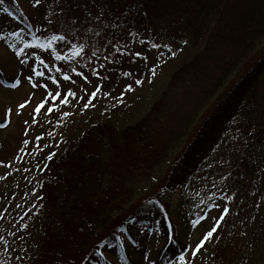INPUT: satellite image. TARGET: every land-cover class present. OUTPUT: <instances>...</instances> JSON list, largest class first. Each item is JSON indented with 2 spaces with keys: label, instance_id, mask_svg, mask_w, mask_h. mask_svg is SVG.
Returning <instances> with one entry per match:
<instances>
[{
  "label": "rangeland",
  "instance_id": "obj_1",
  "mask_svg": "<svg viewBox=\"0 0 264 264\" xmlns=\"http://www.w3.org/2000/svg\"><path fill=\"white\" fill-rule=\"evenodd\" d=\"M128 1L133 0H11L9 14L5 0L0 3V174L5 177L0 179V264H29L39 247L33 264H82L95 252L94 243L119 228L144 200L161 208V223L152 218L151 230L130 223L115 230L113 242L96 250L91 264H128L126 259L151 264L169 233L185 248L164 264H178L181 254L186 264H264V169L259 164L258 173L236 177L240 159L251 154L244 135L251 125L236 114L216 140L203 127L237 82L240 68L224 76L223 67L207 65L211 54L204 52L201 65L207 66L185 71L205 37L193 44L175 26L170 41H159L156 30H167L166 22L147 24L134 14L113 24L105 9L120 11ZM20 13L37 30L46 26L49 33L64 35L63 56L69 59L57 60L32 45L16 57L15 50L27 44L19 39ZM77 42L87 54L73 58L70 47ZM29 75L41 86L32 87ZM93 83L100 88L95 98L89 96ZM68 88L77 96L60 103ZM54 91L62 95L45 96ZM26 99L31 103L17 109ZM41 99L53 112L32 110ZM85 103H90L86 109ZM200 126L202 148L190 164L186 160L187 175L178 182L173 173L183 167L182 154ZM207 150L210 156L197 167L195 159ZM49 153L52 160L46 159ZM60 154L66 160L57 166ZM36 194L43 199H34ZM217 205L229 213L202 250L189 256L193 242L219 218Z\"/></svg>",
  "mask_w": 264,
  "mask_h": 264
},
{
  "label": "trees",
  "instance_id": "obj_2",
  "mask_svg": "<svg viewBox=\"0 0 264 264\" xmlns=\"http://www.w3.org/2000/svg\"><path fill=\"white\" fill-rule=\"evenodd\" d=\"M5 3L7 13H12L11 0H5ZM116 9V7H109L105 9L106 13H104L111 18L113 24H120L128 14L142 17L147 24L154 21L157 23L165 21L168 29L156 30L155 36L159 38V41L161 39L170 41L173 38L171 30L175 26H180L182 34L191 37L193 44H197L199 40L205 37L204 46L199 55L184 64L185 71L197 69L202 64L200 59L204 52L211 54V61L207 65L214 69L223 67L224 76L233 68L237 66L240 68L239 78L233 88H230L223 95L211 116L207 117V123L204 122L205 125L202 124L201 126L204 125V130L209 128L210 130L207 132H209L211 138L214 135V140H216L225 128L224 124L229 126L228 123L232 117L239 113L242 114L244 116L242 122L245 121L248 122L249 126L251 125L248 131L244 132L243 130L244 135H247L246 149L251 151V154L248 158L243 157L240 159L241 166H239L236 174L237 181L245 176V171L247 174L251 172L258 173L260 170L259 164L264 169V43H262L264 40V0H133L125 3L120 11ZM16 18H18V24L22 30L19 37L22 43L30 44L42 51L51 52L55 58L56 53L61 56L66 54L68 43L64 41H53L51 48L39 47V44L51 40L52 35L55 34L46 31L48 30L46 26L45 29L41 27L37 30L21 13ZM166 32L170 33L167 34ZM221 80L222 77L215 78L217 82ZM255 99L259 102L256 103ZM201 126L193 142L182 154L185 159L183 167L173 173L175 175L174 179H178V182L180 177L187 175L188 171L185 172L186 160L190 164L192 162L190 158L202 148L203 142L201 143L200 139L204 130L201 132ZM242 126H244L243 123ZM209 156L210 152L207 150L205 156L199 160L195 159L198 163L197 167H202L203 162L200 163V161H203L205 157L207 159ZM65 160L64 154H60L56 158L57 166L65 163ZM177 176L179 177L177 178ZM175 183H172L173 186ZM241 185L242 181L235 188ZM43 196H47V193L44 192ZM143 202V205L134 208L129 216H125L121 220L119 228H114L109 234L94 243L93 248L96 253L86 255L85 262L82 264H91L94 255L98 254L96 250L112 243L114 231L117 230L116 232H118V229L120 230L122 226L126 228L128 223L141 230H151L152 218H154V222L159 220L162 210L157 205L150 206L149 200ZM36 212L38 213V210ZM169 222L166 221V225L170 224ZM158 223H161V221L159 220ZM43 240L44 238H42ZM183 245L182 241L174 238L169 233L165 246L151 261V264H164L173 256L180 254L185 248ZM35 253L40 254V247ZM36 254L30 257L29 264H33ZM126 261L128 264H135L127 259Z\"/></svg>",
  "mask_w": 264,
  "mask_h": 264
},
{
  "label": "snow or ice",
  "instance_id": "obj_3",
  "mask_svg": "<svg viewBox=\"0 0 264 264\" xmlns=\"http://www.w3.org/2000/svg\"><path fill=\"white\" fill-rule=\"evenodd\" d=\"M0 3H2V0H0ZM35 3L36 4H40L41 3V0H35ZM49 24H51V21H49ZM11 34L13 36L16 35L15 32H13ZM53 41H64V42H67L66 37L64 35H59L58 36V35L53 34L52 37H51V40L46 41L45 43L39 44V47H41V48H45V47L51 48ZM8 47L11 48L12 45H9ZM30 47H31L30 44H26L24 49L17 48L15 50L14 55L16 57H20V56L24 55L26 53V51L28 49H30ZM153 47L154 48H159L160 45L153 44ZM164 47H167V45H164ZM70 51L72 53V57L73 58L74 57H79L82 54H85V55L87 54V50H86L84 44H81L79 42L72 43L71 44V47H70ZM91 55L93 57H95L96 56V53L93 52ZM136 55L140 56V55H142V53L137 52ZM56 59L57 60H60V59H69V57L68 56H61L59 53H56ZM21 63H23V61H21ZM73 71H75V69H73ZM152 74L154 75V72ZM40 75H43V74L41 73ZM125 75H129V73L126 72ZM63 79H64V81H69L71 78L67 74H65L64 77H63ZM27 80H28V82L30 84H32V87L41 86V85H39L38 82L37 83H32V76L31 75H29L27 77ZM85 80H87V77H85ZM55 82L56 81L54 80V83ZM88 82L89 83H92L91 81H88ZM142 82L143 81L141 79H136L134 81V83H136V84H141ZM19 83H20V81L17 80L16 83L12 85V87H16ZM92 86H93V90L90 91L89 96L92 97V98H95L97 96L98 92L100 91V88L95 83H93ZM42 87L44 89H47L48 85L45 84ZM126 87L128 88V90H131V85H127ZM85 90L87 91V88H85ZM61 95L62 94L60 92H57V91H54V92H51V93L45 92V96L46 97H49L50 100H56V98L58 96H61ZM105 95H107V93H105ZM69 96L76 97L77 96V93L74 92V91H72L71 88H68L67 89V92H66V95L63 96V98L60 100V103H67L68 102L67 97H69ZM50 100H49V102H50ZM29 103H31V101H29V100L26 99L23 103L18 104L16 107H17V109H24ZM89 106H90V103H85L83 105V107L85 109L88 108ZM32 110L34 112H36V113H40L42 110L43 111H46L48 113H51V112H53L54 109H53V107H48L47 104H46V102H45V100L44 99H41L40 102L33 104V109ZM6 114L7 115H11L12 114V110L11 109H8L6 111ZM64 115H68V113H64ZM2 119L3 118L0 117V126H4L2 124ZM25 123H27V121H25ZM35 139L36 140H40L42 138L40 136H36ZM23 143L27 144L28 141L27 140H24ZM53 155H54L53 153H49L48 156L46 157V159L52 160ZM38 167H39V165H38ZM43 167H47V166L45 165ZM4 178H5L4 175L3 174H0V179H4ZM34 199L42 200L43 197H40L38 194H36V195H34ZM17 207H19V206H17ZM217 207H221V206L220 205H217ZM228 213H229V209H228L227 206L221 207V212L219 214V218L213 217L212 218V221L213 222L211 224H209L208 227L201 233V235L193 242L192 248L189 250V256L196 255L199 251L202 250V248L205 245V242L207 240H209L210 238H213L214 233L217 231V228H218L221 220H223L224 217H225V215L228 214ZM201 220H203V217H201ZM171 227L172 226L170 224L169 225V228L171 229ZM13 235H15V233ZM3 239H4V237L3 236H0V240H3ZM5 243H7V241H5ZM186 262H187V257H185L184 254H181L179 256V258H178V264H186Z\"/></svg>",
  "mask_w": 264,
  "mask_h": 264
}]
</instances>
